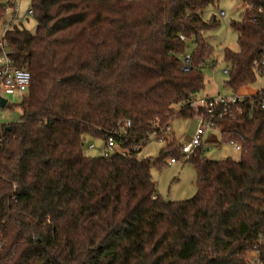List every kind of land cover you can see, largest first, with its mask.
I'll use <instances>...</instances> for the list:
<instances>
[{"label": "trees", "instance_id": "trees-1", "mask_svg": "<svg viewBox=\"0 0 264 264\" xmlns=\"http://www.w3.org/2000/svg\"><path fill=\"white\" fill-rule=\"evenodd\" d=\"M220 1L30 0L35 32L10 22V56L32 79L19 120L0 124V264H264V88L229 104L206 141L239 142V160L186 156L175 139L137 156L175 117L208 115L195 102L219 20L203 10ZM237 1L240 50L223 51L233 95L264 61V0ZM10 7L15 18L0 0V29ZM86 136L127 155L88 156ZM170 154L196 166L192 199L158 194L152 170Z\"/></svg>", "mask_w": 264, "mask_h": 264}, {"label": "rangeland", "instance_id": "rangeland-1", "mask_svg": "<svg viewBox=\"0 0 264 264\" xmlns=\"http://www.w3.org/2000/svg\"><path fill=\"white\" fill-rule=\"evenodd\" d=\"M16 17L14 18V8L10 7L5 15L4 20L10 23L15 20L21 23L27 29L35 32L37 22L34 16L29 13L31 7L30 0H15ZM226 12L225 16H220L219 11ZM245 5L237 0H221L217 4H212L203 10L205 20H210L214 16L219 20V25L206 31V35L210 37L209 41L213 45V59L209 61L203 68L202 73L205 80V88L199 93L202 97H230L233 95L232 89L227 85L229 76L223 73L228 67L224 61L223 51L227 47L232 51H239L237 32L231 27L233 20H241ZM3 25L0 29V35L3 31ZM195 46L189 44L186 49L187 53H193ZM215 63V64H214ZM264 87V76L257 72L256 81L247 87H244L239 94L251 95ZM28 94L26 92L16 91L13 94L6 95L8 105L2 108L0 116V124L16 122L21 115L20 104L23 98ZM199 126V118H183L175 117L171 122V131L167 133V139H151L137 153L139 159L143 158H160L164 149L167 147L171 139H175L178 145L188 144L192 142L195 132ZM93 144L94 147L89 149ZM204 151L202 156L213 160H224L232 158L239 160L241 152L236 150L234 145L211 143H203ZM105 141L98 137L86 136L85 151L88 156L98 157L104 154ZM110 153H114L115 149H109ZM176 154V153H174ZM170 154L164 158V164L161 167H154L152 170L153 179L156 183L158 194L165 200L182 201L192 199L198 192L197 170L195 164L190 160L178 159L176 163H169ZM255 256V253H250Z\"/></svg>", "mask_w": 264, "mask_h": 264}, {"label": "built area", "instance_id": "built-area-1", "mask_svg": "<svg viewBox=\"0 0 264 264\" xmlns=\"http://www.w3.org/2000/svg\"><path fill=\"white\" fill-rule=\"evenodd\" d=\"M29 13H32V10L29 9ZM220 16H225L226 12L223 10L219 11ZM14 21V20H13ZM11 23H7L3 27V31L0 35V99L6 98V95H10L15 93L16 91L20 92H26L29 90L31 85V73L26 69H19L15 67L14 60L10 56V50L7 45V42L5 40V35L7 30L9 29ZM184 40V37H182ZM183 64H182V70L185 72H188L192 69V62H193V56L191 53H186L183 56ZM260 66L264 67V61L260 64H257L256 67L258 69V72L261 73L264 76V72L261 69ZM223 73L228 74V69L225 68L223 70ZM262 87L261 89H263ZM260 89V90H261ZM259 91V90H258ZM257 92V91H256ZM255 92V93H256ZM245 95L235 94L230 97H217V98H211V97H202L199 98L195 105L201 106L204 108L207 112V116H199V126L195 132L194 138L192 142L188 144H182L181 152L189 156L193 154L197 148L200 146H203V143L207 141V139L213 135L217 136V138H220V126L217 123V119L223 118L227 114L228 105L235 103L239 100H242V98ZM7 99V98H6ZM9 102V101H8ZM9 103H7L8 105ZM6 105V106H7ZM264 107V102L262 104ZM2 108L0 106V116L2 114ZM130 123H128L129 125ZM168 131H171V127L168 128ZM228 144L234 145L236 150L241 151L242 146L239 142L235 140H231ZM219 145V144H216ZM94 145L91 144L89 146L90 148H93ZM115 149V152L121 153L122 155H127V152L125 149H122L119 147L113 140V138H109L108 140V146L104 148V154H109V149ZM113 154V153H110ZM178 161V158L172 157L170 158L169 163H176Z\"/></svg>", "mask_w": 264, "mask_h": 264}, {"label": "water", "instance_id": "water-1", "mask_svg": "<svg viewBox=\"0 0 264 264\" xmlns=\"http://www.w3.org/2000/svg\"><path fill=\"white\" fill-rule=\"evenodd\" d=\"M7 103H8V99H6V98L0 99V106L1 107H3V108L6 107Z\"/></svg>", "mask_w": 264, "mask_h": 264}]
</instances>
